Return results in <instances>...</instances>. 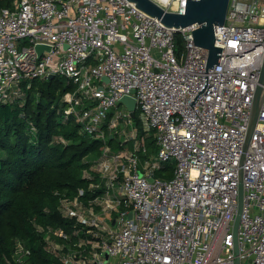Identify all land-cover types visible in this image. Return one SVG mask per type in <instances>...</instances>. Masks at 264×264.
I'll return each instance as SVG.
<instances>
[{
  "label": "built area",
  "instance_id": "obj_1",
  "mask_svg": "<svg viewBox=\"0 0 264 264\" xmlns=\"http://www.w3.org/2000/svg\"><path fill=\"white\" fill-rule=\"evenodd\" d=\"M153 1L186 10L187 0ZM195 28L167 27L129 0L0 7V103L23 99L35 80L63 77L74 86L63 95L65 114L104 144L84 172L100 182L60 198L73 232L38 226L61 264H264V102L246 147L264 63V0H230L224 24L215 26L221 59L208 70ZM39 44L50 50L39 55ZM126 95L136 99L157 152L121 103ZM120 124L121 133L107 132ZM109 135L132 148L111 151ZM169 160L172 177L156 176ZM30 254L16 239L14 260Z\"/></svg>",
  "mask_w": 264,
  "mask_h": 264
},
{
  "label": "trees",
  "instance_id": "obj_2",
  "mask_svg": "<svg viewBox=\"0 0 264 264\" xmlns=\"http://www.w3.org/2000/svg\"><path fill=\"white\" fill-rule=\"evenodd\" d=\"M10 2L2 0L0 7ZM176 43L184 48L181 33ZM72 89L59 76L35 80L23 99L0 103V264H61L46 248L38 226L72 233L74 220L61 214L60 198L74 197L80 188L88 191L90 182H100L84 172L103 156L104 144L88 135L73 114H65L63 95ZM135 123L149 152H157L154 134L142 129L138 112ZM107 145L114 152L126 147L110 135ZM163 170L157 174L172 177L173 167ZM16 239L31 251L23 262L14 260Z\"/></svg>",
  "mask_w": 264,
  "mask_h": 264
},
{
  "label": "water",
  "instance_id": "obj_3",
  "mask_svg": "<svg viewBox=\"0 0 264 264\" xmlns=\"http://www.w3.org/2000/svg\"><path fill=\"white\" fill-rule=\"evenodd\" d=\"M129 1L134 3L137 8L144 11L148 15L161 20L165 26L175 28L177 31L196 26V28L192 30L194 43L197 46L206 48L208 50L206 70H208V68L214 67L216 64H219L223 47L215 45V26L224 24L230 0H187L185 13L167 11L153 0ZM36 49L38 54L41 55L45 49L50 50V47L39 44L36 46ZM49 78H54V75H50ZM104 80L108 81L107 77H104ZM258 81L259 84L252 102L246 147L256 128L261 106L264 102V63ZM121 103L126 106V108L130 111L131 117L135 119L137 116L136 99L132 96L126 95L121 99ZM150 180L152 181L153 178H150ZM242 207L243 192L241 186L240 208L235 223V234L238 231ZM236 251H239L237 246ZM238 263L239 259L237 260L236 264Z\"/></svg>",
  "mask_w": 264,
  "mask_h": 264
},
{
  "label": "rangeland",
  "instance_id": "obj_4",
  "mask_svg": "<svg viewBox=\"0 0 264 264\" xmlns=\"http://www.w3.org/2000/svg\"><path fill=\"white\" fill-rule=\"evenodd\" d=\"M154 53L155 54H157V51L156 50H154ZM107 128H108V126H107ZM123 129V125L122 124H120L117 128H108V130H107V132L108 133H110V132H114V133H116L115 131H119L120 133H121V130ZM116 138H118L119 140H121L120 139V137H118V136H116ZM122 141V140H121ZM124 142V141H123ZM126 145V147H125V149H131L132 148V143L131 142H128L127 144H125ZM164 170H163V172H167V171H169L173 166H175V161L174 160H169V161H166V162H164ZM165 168H166V170H165ZM156 176H160V175H156Z\"/></svg>",
  "mask_w": 264,
  "mask_h": 264
}]
</instances>
